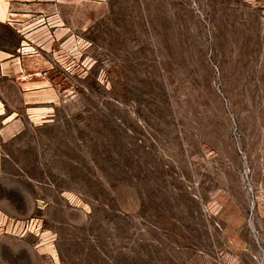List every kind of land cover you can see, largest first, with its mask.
I'll use <instances>...</instances> for the list:
<instances>
[{
  "label": "rangeland",
  "instance_id": "obj_1",
  "mask_svg": "<svg viewBox=\"0 0 264 264\" xmlns=\"http://www.w3.org/2000/svg\"><path fill=\"white\" fill-rule=\"evenodd\" d=\"M0 264H264V0H0Z\"/></svg>",
  "mask_w": 264,
  "mask_h": 264
},
{
  "label": "bare ground",
  "instance_id": "obj_2",
  "mask_svg": "<svg viewBox=\"0 0 264 264\" xmlns=\"http://www.w3.org/2000/svg\"><path fill=\"white\" fill-rule=\"evenodd\" d=\"M20 62H21L20 58L16 57L15 59L8 61V64L4 67V70L6 72H13L15 74H22L24 70H23V67H22ZM32 85H33L32 83L27 84V86L30 87L28 89H31ZM11 118H13L12 115L9 116L7 118V120H9Z\"/></svg>",
  "mask_w": 264,
  "mask_h": 264
}]
</instances>
